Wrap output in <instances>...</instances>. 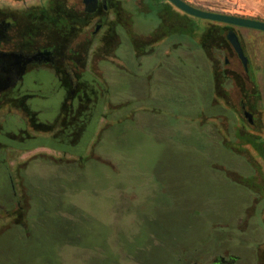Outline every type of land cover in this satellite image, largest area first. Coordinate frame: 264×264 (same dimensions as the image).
Masks as SVG:
<instances>
[{
    "label": "rangeland",
    "instance_id": "obj_1",
    "mask_svg": "<svg viewBox=\"0 0 264 264\" xmlns=\"http://www.w3.org/2000/svg\"><path fill=\"white\" fill-rule=\"evenodd\" d=\"M183 1L264 22V0ZM120 2L127 21L118 23V37L108 41L102 31L90 53L92 83L110 89L105 98L95 97L106 127L99 145L91 144L95 158L59 155L53 166L43 159L30 168L22 192L29 198L23 204L29 235L24 226L4 230L0 264H211L209 249L218 237L230 239L225 247L246 257L241 264H252V253H264V197L250 196L232 174L235 167L249 170L235 153L240 146H214V138L198 128L199 115L217 99L214 71L224 72L228 82L218 76L229 97L218 102L239 110L243 92L256 91V134L264 140V32L230 26L250 61L252 83L230 45L204 53L203 33L216 22L186 15L179 26L165 0ZM154 28L153 54L134 47V30L146 43ZM179 42L186 46L183 60L174 46ZM225 109L233 129V119L241 123L240 117ZM210 148L217 150L216 159L206 153ZM244 149L243 156L264 175V159L250 146ZM226 166L228 172L221 168ZM247 180L263 193L262 185Z\"/></svg>",
    "mask_w": 264,
    "mask_h": 264
},
{
    "label": "flooded vegetation",
    "instance_id": "obj_2",
    "mask_svg": "<svg viewBox=\"0 0 264 264\" xmlns=\"http://www.w3.org/2000/svg\"><path fill=\"white\" fill-rule=\"evenodd\" d=\"M165 1L160 2L170 9L179 26L183 25L187 14ZM172 7L182 17L178 18ZM122 8L120 0H0V189L9 188L16 198L22 197L18 207L0 216L4 222V226L0 224V234L19 225L29 235L27 222L23 224L27 219L23 204L29 198L22 192L26 190L25 177L36 162L51 160L53 166L59 155L85 160L96 154L90 151L91 144L99 145L106 127L100 120L103 106L95 102V97L105 98L110 89L100 86L101 94L96 82L91 81V47L104 30L108 41L118 37V23L127 21ZM158 29L148 33L146 43L137 39L134 30V47L153 54ZM174 46L183 60L181 52L186 51V46L181 42ZM231 49L234 50L232 46ZM249 66L250 61L244 73L251 81ZM151 73L147 77L150 82ZM257 96L256 93L249 101L243 92L239 103L241 117L252 127L256 125ZM216 97L217 102H225L229 95ZM262 170H255L257 177H248L263 186L262 194L251 188L247 177L239 176L237 181L242 179V187L264 197ZM211 256V264H241L230 251Z\"/></svg>",
    "mask_w": 264,
    "mask_h": 264
},
{
    "label": "trees",
    "instance_id": "obj_3",
    "mask_svg": "<svg viewBox=\"0 0 264 264\" xmlns=\"http://www.w3.org/2000/svg\"><path fill=\"white\" fill-rule=\"evenodd\" d=\"M159 1H161V0H159ZM231 30H232V28L228 25H224L221 23L220 24L212 23L210 29L205 30L203 33V36H202V49H203L204 53L205 52L208 53L209 51H212V50H217V47L219 49V52H223L225 47L227 45H230L229 41L227 40V33ZM203 56H204L203 58L206 59L204 54H203ZM218 74L220 75L221 73L214 71V76H215L214 78L216 79L215 80L216 81V83H215L216 84V90L215 91L217 92L216 94H218L219 97L223 98L224 94H225L224 88H226V87L224 84L220 83V81H222V79L220 76H218ZM221 76L226 79L224 72H223V74H221ZM229 80L230 79L227 78L226 82H228ZM251 82L254 83L253 78H251ZM246 93L249 97V101L253 98V96L256 95V91H251L250 93H248V91H246ZM260 103H261L260 98H259V96H257L256 102H255V108H257V110L260 107ZM191 106L192 105H190V107ZM225 108H227V109L230 108V109L236 111L240 117L241 123L238 122L237 119H233L234 120L233 129L230 126V123H229L230 118L227 116V113H226L227 110ZM209 111L208 112H202L199 115V117L201 118V123H200L198 129L201 130V133L204 134V137H208V138L213 137L214 138L213 139V142L215 141L214 146L216 144H218V142H220L224 147H227V148L231 144L230 142H233V143L237 144L238 146H240V149L236 150L235 153L239 156H242L245 164H249V165H245L249 170L247 171V169L245 167H243L242 169H241V167H239L240 168V171H239V170H237L238 167L237 168L235 167V171L232 174H235V177H239L240 173L242 174L243 177L244 176L247 178L250 176L252 177L254 175L253 173H255L254 171L256 168H254L252 166V164L247 161V158H245L243 156L242 152L245 150L244 149L245 146H250L255 152L260 154V156L264 159V140H262L260 138V136H258L256 134L257 129L259 127L258 118H256V125L254 127H252L245 121V119H243L241 117L240 111L237 110L234 106H229L226 104L222 105L219 102H217V100L215 98L212 99V104L209 107ZM101 112H102V110H101ZM101 112H100V114L102 115ZM216 120L219 121L218 125L216 123ZM211 133H212V135H211ZM210 149H207L206 153L207 152L209 153V155L211 156L210 158H212V160L216 159L215 152L217 150H215V148H210ZM79 161H82V160H79ZM221 168L223 169V171L228 172V170H229L227 166L221 167ZM249 191H250L249 195L251 196V194H253V191H251L250 189H249ZM9 196H11V199H12L11 201L8 200ZM19 197L20 198H16L14 192L9 190V188L8 189L7 188L0 189V216L4 215L5 212L10 209V207L11 208L16 207L17 204L22 199V197L20 195H19ZM242 222H243V220L239 219V223H242ZM229 240L230 239H227L225 237H218L216 242H214L213 245L210 247L209 252L212 253L213 255H215V254L223 253L224 251H230L233 255L238 256L240 258L241 263L243 262V260H244V262L245 261L247 262V259L245 256L235 254L231 249L225 247V244ZM210 241H212V240L205 239L203 241V243H207ZM202 256H204V251L202 252V254L200 256L201 258H199V260L201 261L200 263H202ZM251 261H252V264H264V253L262 252L261 249H258V251H256V253L255 252L252 253Z\"/></svg>",
    "mask_w": 264,
    "mask_h": 264
},
{
    "label": "water",
    "instance_id": "obj_4",
    "mask_svg": "<svg viewBox=\"0 0 264 264\" xmlns=\"http://www.w3.org/2000/svg\"><path fill=\"white\" fill-rule=\"evenodd\" d=\"M168 1L170 4H172L174 7L184 12L185 14L199 18V19L221 23L224 25L232 26V27L248 28V29H253V30L264 32V22L262 21L253 20V19H245V18L234 17V16L224 15V14L215 13V12L204 11V10L192 7L191 5L187 4L183 0H168ZM227 40L229 41V43L235 50L244 68L248 70L249 59L245 55V52L243 50L241 41L237 33L233 30L229 31L227 33ZM245 116L248 120L252 122V118L249 113H246Z\"/></svg>",
    "mask_w": 264,
    "mask_h": 264
}]
</instances>
